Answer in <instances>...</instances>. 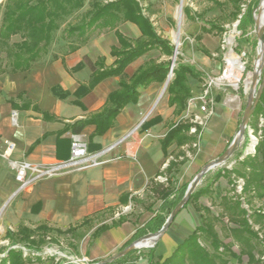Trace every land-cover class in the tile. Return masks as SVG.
<instances>
[{"label": "crops", "instance_id": "0c3cea01", "mask_svg": "<svg viewBox=\"0 0 264 264\" xmlns=\"http://www.w3.org/2000/svg\"><path fill=\"white\" fill-rule=\"evenodd\" d=\"M116 28L126 36L127 33L132 34L128 36L130 38L140 35L138 27L130 21L121 20L117 22ZM108 33H111V36L105 38L102 33L97 37L91 34L85 43L80 44L72 52L68 49L58 52L54 50L57 43H51L47 52L32 62L27 70L5 71L0 74V153L5 149L3 141L9 140L14 143V148L9 154L10 159L46 164L69 157L73 133L71 129L66 128L67 125L99 111L104 106L108 93L117 87L119 81L118 76L106 77L84 96L77 98L73 94L79 84L87 83L92 72L87 64L73 69L84 55L92 62L102 56L106 66L113 64L115 57L111 56L109 51L111 45H117V39L113 30ZM108 40L110 47L106 49L105 43ZM158 83L152 81L141 89L137 101L124 105L117 113L114 124L103 134L95 135V126L90 123L82 128L80 134L85 137L88 150L98 151L129 132L137 124L158 118L147 128H140L129 134L116 148V154H104V162L101 164L39 179L23 190L15 192L17 183L14 170L9 166L7 159L0 156V222L8 224L7 229L13 231L19 226L35 228L41 223L52 228L66 229L84 217L94 216L90 228L76 231L87 232L73 248L78 255L86 256L92 263L126 246L135 230L159 210L161 199L152 191V182H165L167 174L165 170L169 161L176 160L174 158L176 155L177 159L181 160L183 156L180 155V150L186 155L185 145L177 147L172 143L164 154L160 143L169 127L177 121H170L169 117L175 119L184 110L179 115H174L173 106H169L166 99L164 103L156 105L158 112L154 116L145 119ZM53 86H59L69 94L65 98H59L52 91ZM75 99L80 103H75ZM239 111L240 107L222 104L216 106L201 134V146L208 149L206 145L214 139L218 142L216 151L224 150L237 130L241 119ZM13 112L15 122L11 120ZM183 120L190 122L188 119ZM195 145L192 143V146ZM237 150H242V147ZM184 164L185 162L179 166L175 176H172L177 182V184L174 182L176 188L185 182ZM169 175H172V172ZM221 179L222 177L217 182ZM143 194L150 195V203L143 202ZM262 200L258 201L261 205ZM199 202L201 203L200 198ZM119 215L124 216V219L117 225H111ZM197 218L200 219L199 213L194 208L191 210L188 204L181 208L156 240L157 243L161 237L169 233L167 240L162 243L165 250L163 253L156 252L157 243L153 251L154 257L169 256L177 244L197 225ZM101 224L109 226L94 235V231ZM45 243L52 245L50 242ZM45 245L44 243L41 245L37 254H41ZM14 246L21 247L25 252L27 250L20 243ZM139 254L140 248L125 261L107 264H147L146 259ZM52 263L59 264L55 258L24 264Z\"/></svg>", "mask_w": 264, "mask_h": 264}, {"label": "trees", "instance_id": "16d2710c", "mask_svg": "<svg viewBox=\"0 0 264 264\" xmlns=\"http://www.w3.org/2000/svg\"><path fill=\"white\" fill-rule=\"evenodd\" d=\"M207 1L217 6L221 5L219 0ZM230 1L233 6L231 19L238 20L236 28L240 31L239 37L250 41L251 45L255 46L257 38L254 41L250 40L247 31L248 27L254 25V13L261 0H248L243 11L241 2L244 0ZM84 5L85 0H5L0 18V52L4 51L5 57H0V74L5 71L27 70L32 62L47 52L53 32L59 28L58 19L72 14L83 8ZM183 11L187 17L203 22V25L200 26L202 31L209 32L215 29L221 32L225 29L214 20L204 19L201 13L193 12L187 5L183 7ZM121 20L134 23L138 27L140 35L136 38L124 35L116 28L117 22ZM97 28H106L114 32L117 45H111L109 51L110 55L115 57L113 64L106 66L102 56L92 62L88 56L84 55L73 69L87 64L92 72L87 83L79 84L73 94L77 98L84 96L106 77L118 76L119 81L117 87L108 93L104 106L99 111L67 125L66 128L71 129L72 133H80L82 128L90 123L95 126V135L103 134L114 124L117 113L124 105L128 102H136L141 89L152 81L163 82L170 70L173 45L157 32L150 15L143 13L138 0H89L88 8L84 10L81 17L75 22L67 23L64 27L66 36H76L79 39V43L68 45V51L72 52L80 44L85 43L91 32ZM15 34H19L20 40L9 42L10 37ZM194 37L197 48L209 55V50L200 43L201 36L197 34ZM155 49L167 56L168 59L158 61L149 58L130 75L123 77L125 68L133 60ZM201 75L202 73L194 65L176 62L172 68V77L167 84V102L169 106H173L174 115H179L185 110L187 98L191 95L188 76L199 78ZM52 91L59 98H65L69 94L59 86H53ZM216 98L219 99V96ZM74 102L80 103L77 99ZM260 117L264 120V88L248 122L252 134L257 137L254 151L237 150L233 156L231 167L216 168L210 180L191 193L183 207L190 202L200 215V224L195 225L194 229L177 244L169 256L154 257L155 246L145 252L140 250L139 255L146 259L147 264H228L230 258H236L239 261L241 256L246 257V264H264V207L255 206L254 202L264 199V125H259ZM157 120V117L145 120L140 124V128L145 129ZM193 125L183 119H178L173 123L160 140L163 153H166L172 143H175L177 147L188 145V149L192 148V143H196V140L199 139L201 130L197 126L194 133H189ZM247 143L248 135L245 133L243 147ZM193 151H195L194 148ZM180 155L183 156L181 160H178V155H176L174 156L176 160L169 161L165 170L167 173L165 182H152V191L156 197L161 199L158 212L135 230L127 244L143 233L158 230L163 225L168 213L183 196L187 183L176 188L175 181L172 179L179 166L186 160L184 151L180 150ZM171 172L172 175H169ZM221 177L226 179L229 190L220 196L217 201L220 210L217 214H213L210 206L199 202V197L202 195L211 197L212 185ZM238 178L243 179L240 192L236 191ZM170 196H173L172 200H169ZM167 202L169 210L167 215H164L162 211ZM223 218H226L224 224H222ZM123 219L124 216L119 215L111 225H117ZM93 220L94 216H87L66 229L52 228L44 223L35 228L19 226L15 231L7 229L4 239L8 243L1 249L3 255L0 256V264H24L53 259L51 256L37 254L41 245L45 243L46 234L52 232L59 235L72 234L78 229L90 228ZM218 223L228 231L226 237H231L232 241L224 242L220 237L216 229ZM108 226L107 224L99 225L93 234H98ZM201 237L208 242L211 250L200 243ZM18 243L27 249L26 252L21 247L14 246ZM233 244L238 246V253L232 249ZM136 250L132 249L112 262L125 261Z\"/></svg>", "mask_w": 264, "mask_h": 264}, {"label": "rangeland", "instance_id": "374dc122", "mask_svg": "<svg viewBox=\"0 0 264 264\" xmlns=\"http://www.w3.org/2000/svg\"><path fill=\"white\" fill-rule=\"evenodd\" d=\"M88 1L89 0H85V5L83 8L74 11L70 15L58 19L59 28L53 32V36L51 40L52 44L57 43V45L54 47V50L58 52L67 51L68 43L66 42L79 43V39L76 36L68 37L65 35L64 27L67 25V23L75 22L81 17L84 10L88 8ZM139 1L141 2V0ZM219 1L221 2L220 6H217L207 0H181L182 3L180 9V0H152V2L148 4L147 9L146 8L143 9V7L142 9H143V13L150 15V19L152 20L153 25L155 26L157 32L160 33L164 38H167L170 41V43L173 45V48L174 46H176L175 37L176 36L178 37L179 44L176 47L177 54L175 57V65L177 61L181 63L192 64L195 66L197 70H199L202 73V75L199 78L188 76V84L190 86L191 95L194 96L200 92V89L202 88L204 80L205 78H207V76L217 77L220 75L223 68L230 67L226 61L229 55L238 58L239 68L237 67L233 68L234 72L238 75V80H235L234 78H230L227 81V84L222 86V88L220 89L215 88L210 97H213L214 99V104H213L214 110L216 106L221 104L235 108L240 107L239 117L241 118L248 95V91L246 90L245 87V80L248 73L253 71L254 62L257 57L258 43L255 46H252L250 41L239 37L240 31L236 28L238 20L231 19V13L233 11L232 2L230 0H219ZM246 2H248V0H244L241 2L242 11L245 8ZM4 3L5 0H0V18L2 15ZM186 5L189 6L193 12L201 13L204 19L214 20L215 22L221 24L225 29L222 30L221 32L215 29L209 32L202 31L200 29V26L203 25V22L201 20L192 19L185 15L183 11V7ZM257 12H258V7L254 15L257 14ZM107 32H110V30L106 28L94 29L91 32V34L92 36L97 37L99 34L102 33L104 34L102 35L103 38H105L111 36L110 35L111 33L107 34ZM256 33L257 32L255 25H253L252 27H248L247 35L250 40L254 41V39L257 38ZM197 34L201 36L200 43L209 50L210 52L209 55L204 54L197 48V42L194 37ZM127 35L130 36L132 34L127 33ZM113 38L115 39L114 36ZM19 40H20L19 34H15L10 37L9 42H14ZM109 45L110 44L108 40L105 43L106 49L110 47ZM0 57L1 58L5 57L4 51L2 50L0 52ZM149 58H154L158 61L168 59V57L162 54L159 50L156 49L151 50L145 53L144 55L140 56L132 65L128 66V68L123 74V77H127L128 75H130L139 63H142ZM263 69L264 68L262 67L259 74V81L257 87L260 83V78L262 77ZM234 80L236 81L235 85H233ZM154 82L158 83L157 81ZM165 84L166 83L164 80L163 82H160L156 85V90L150 104L151 108L148 111V114L145 116V119L154 116L158 112L156 105L160 104L161 102L164 103L166 101L168 94H167V84L166 85ZM217 96H219V99L216 98ZM194 111L195 110H193L192 112ZM185 113H186V109L179 117H176L174 119L172 116H170L169 120L171 121L178 119H186L183 117ZM259 125L260 126L264 125V123L263 124L260 123ZM205 126L206 125L200 127L201 130L199 133V139L196 140L195 146H192V148L189 149H188V145L184 146L186 151V160L184 164L186 177L184 179L185 181L184 183L188 184L190 180L193 178V176L203 166V164L216 157L218 155L217 153L220 154L223 151V150L216 151L215 148L217 147L218 142L217 140L214 139L210 140L209 144L206 145L208 149H205L201 146L200 138L203 130L205 129ZM135 130L137 131L140 130V124H137L132 129H130L129 132H127L126 134H124L123 136H121L111 144H109V145L115 144V146L111 148L107 153L112 155L116 154L117 153L116 148L119 146V144H121L127 138V136L132 132H134ZM242 144L243 141L240 143L238 148L242 147V150L244 152L245 146L243 147ZM193 148L195 151H193ZM236 151L237 149L223 164H220L207 171L201 178L196 188L204 186L210 180L212 173L216 168L222 166L231 167L233 162L232 156H234ZM175 183L177 184V182ZM228 188L229 186L227 185L226 179L222 178L220 182H217L216 184L214 183L212 185L213 193L211 194L212 195L211 197L207 195H202L199 197L201 203L210 206L211 212L213 214H217L218 211L220 210L219 206L217 205V201L221 195L227 193V191L229 190ZM149 196H150L149 194H143L142 195L143 202L150 203L151 200ZM172 198L173 196H170L169 200H172ZM168 202L166 203L165 208L162 211L164 215H167L169 210ZM254 202H255V206H258V204H260L258 200H255ZM261 203L262 205L261 204L260 205L264 207L263 200ZM188 205L189 208L192 210L193 208L192 204L189 202ZM127 210L128 209H126V211ZM200 222H201L200 219L197 218V224H200ZM225 222H226V218H223L222 224H224ZM7 228H8V224H2L0 222V256L3 255V253H1V249L4 246H6L8 242L6 239H4V233ZM216 229L220 237L224 240V242L232 241L231 237L228 238L226 237L228 231L225 230L224 226L222 227L220 223L216 225ZM86 233H87L86 231H80L78 233L74 232L72 234L68 233L64 235H59L52 232L46 234L45 241L52 243L51 247L55 249L58 248V250L63 253L78 255L73 250V248L77 244V241H79L81 237L86 235ZM168 234L169 233H166L163 237H161L158 240L157 246H156L157 243L155 241L153 246H156V252L163 253V251L165 250V246L162 245V243L165 240H167V238L169 237ZM199 241L202 245L206 246L208 249L211 250V247L208 244V242L205 241L202 237L199 239ZM45 244L47 243H44V245ZM49 245H45V246H49ZM149 248L151 247L145 246V247H141L140 250H148ZM232 249L236 253L239 252L238 246L236 244H233ZM44 256L47 257L48 255H44ZM61 259L64 258L61 257ZM228 264H246V257L241 256V259L239 261H237L236 258H230Z\"/></svg>", "mask_w": 264, "mask_h": 264}, {"label": "built area", "instance_id": "2783aa9c", "mask_svg": "<svg viewBox=\"0 0 264 264\" xmlns=\"http://www.w3.org/2000/svg\"><path fill=\"white\" fill-rule=\"evenodd\" d=\"M140 2V1H139ZM152 2V0H141L140 4L143 9ZM228 68H223L219 76H207L202 88L197 95H191L186 101V113L184 118L190 120L194 125L190 128V132L194 133L196 127H202L206 124L208 117L213 112L214 99L210 97L215 88L220 89L227 84L230 77L227 76ZM234 85V84H233ZM195 110L194 112H192ZM11 120L15 122V112L11 114ZM259 122L264 123L260 117ZM259 123V124H260ZM248 143L244 152H253V146L257 141V137L252 134V129L248 127ZM5 149L0 156L7 159L9 166L14 170V178L17 183L15 192L23 190L36 180L55 176L70 170H82L90 166L98 165L104 162L103 156L115 144L98 151H89L85 137L80 133H73L70 141V154L67 159L56 161L53 163H33L26 160H14L9 158V154L14 148V143L4 140ZM243 179L238 178L236 182V191L240 192ZM42 255H48L56 259L59 264H91L84 255L66 254L51 246H45L41 252ZM64 258V259H61Z\"/></svg>", "mask_w": 264, "mask_h": 264}, {"label": "water", "instance_id": "95a60500", "mask_svg": "<svg viewBox=\"0 0 264 264\" xmlns=\"http://www.w3.org/2000/svg\"><path fill=\"white\" fill-rule=\"evenodd\" d=\"M181 0H180V9H181ZM261 3V2H260ZM259 3V5H260ZM259 11V6H258ZM254 25L256 26V37H257V43L258 47H264V25H257L256 20V14L254 15ZM177 54L176 46L173 48V53L170 58V70L167 73L165 83L168 84L170 75L172 76V68L175 65V57ZM264 54V53H263ZM264 68V64L260 66V68H253L252 71V77L250 82V88L248 89V95H247V101L240 119V122L238 124L237 130L233 137L231 138L229 144L225 147V149L216 157L209 160L203 166L199 169V171L193 176V178L190 180V182L187 184V187L185 189V192L181 199L175 204V206L171 209L169 214L167 215L163 225L156 231L147 232L142 234L141 236L134 239L132 242L118 250L117 252L107 256L106 258H103L99 261L92 262L91 264H107L112 262L113 260L125 255L132 249H137L145 246L138 245V242L143 239H150L152 243L148 245V247H152L155 243V241L158 239V237L167 229V227L171 224L173 221L175 215L178 213V211L184 206V204L188 201L191 193L195 190L196 186L200 182L203 175L209 171L210 169L223 164L232 154L233 152L238 148L240 143L243 141L245 133H249L248 131V122L251 118L253 109L256 105V103L259 100L260 94L264 88V69L262 73V77L260 78V83L257 87L258 81H259V74L260 71ZM260 70V71H259Z\"/></svg>", "mask_w": 264, "mask_h": 264}, {"label": "bare ground", "instance_id": "6f19581e", "mask_svg": "<svg viewBox=\"0 0 264 264\" xmlns=\"http://www.w3.org/2000/svg\"><path fill=\"white\" fill-rule=\"evenodd\" d=\"M256 20H257V25L258 26L264 25V0L261 1L260 5H259V11L256 14ZM175 42H176V47H177L178 44H179L177 36L175 37ZM263 53H264V47H258V49H257V57H256L255 62H254V67L255 68H260V66H262L264 64V54ZM226 61H227V63L230 66L228 68L227 76L230 77V78H234L235 80H238V75L234 72V69H233L234 67L235 68L236 67L239 68V60H238V58L229 55L227 57ZM251 77H252V72L248 73V75L246 77V80H245V87H246L247 91L250 88ZM170 78H171V75H170L169 79ZM235 80H234V85L236 84ZM151 243H152V241L150 239H143V240L138 242V245L148 246Z\"/></svg>", "mask_w": 264, "mask_h": 264}]
</instances>
